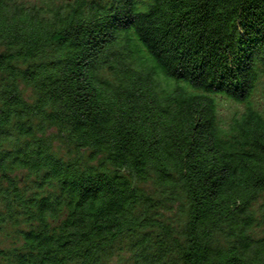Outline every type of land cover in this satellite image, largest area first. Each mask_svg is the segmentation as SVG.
Listing matches in <instances>:
<instances>
[{
	"label": "trees",
	"instance_id": "16d2710c",
	"mask_svg": "<svg viewBox=\"0 0 264 264\" xmlns=\"http://www.w3.org/2000/svg\"><path fill=\"white\" fill-rule=\"evenodd\" d=\"M260 83L264 0H0V264H264Z\"/></svg>",
	"mask_w": 264,
	"mask_h": 264
},
{
	"label": "rangeland",
	"instance_id": "374dc122",
	"mask_svg": "<svg viewBox=\"0 0 264 264\" xmlns=\"http://www.w3.org/2000/svg\"><path fill=\"white\" fill-rule=\"evenodd\" d=\"M264 83H260L256 89L251 93L248 102L257 106L259 109H264ZM244 103H235L230 98L218 97L216 101V107L218 108V115L223 121H227V118L231 113L235 114L243 109ZM105 264H130L127 259V253L113 256Z\"/></svg>",
	"mask_w": 264,
	"mask_h": 264
}]
</instances>
